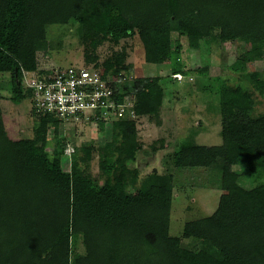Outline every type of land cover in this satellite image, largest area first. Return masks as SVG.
Returning <instances> with one entry per match:
<instances>
[{
  "label": "trees",
  "instance_id": "trees-1",
  "mask_svg": "<svg viewBox=\"0 0 264 264\" xmlns=\"http://www.w3.org/2000/svg\"><path fill=\"white\" fill-rule=\"evenodd\" d=\"M192 11L206 41L218 44L221 36L241 40L252 34L264 48V0H0V72L11 73L15 101L30 98L20 81L22 69L36 68L35 53L47 47L49 23H81L86 63L98 59L95 51L104 40L117 43L135 31L145 60L158 63L163 55H178V19ZM125 58L124 48L112 50L102 64L103 74L115 78L114 98L134 99L132 117L126 112L104 124L111 137L99 155L100 186L87 169L88 144L73 149L64 171L66 139H58L59 149L50 157L37 148L36 125L33 136L12 138L0 110V264H264V109L253 113L255 94L264 100V72L246 71L243 57L237 59V80L230 84L224 78L220 85L221 143L189 139L167 153L175 170L205 169L212 187H221V173L234 165L254 184L220 193L215 209L185 221L177 236L169 233L173 173L134 193L126 189V160L142 149L135 116L156 118L161 101L150 97L160 76L117 81L121 70L132 69ZM161 70L170 73L167 65ZM31 112L57 125L52 112L34 106ZM183 238L193 243L184 245ZM198 239H208L223 257L198 247ZM185 247L189 257H181Z\"/></svg>",
  "mask_w": 264,
  "mask_h": 264
},
{
  "label": "rangeland",
  "instance_id": "rangeland-1",
  "mask_svg": "<svg viewBox=\"0 0 264 264\" xmlns=\"http://www.w3.org/2000/svg\"><path fill=\"white\" fill-rule=\"evenodd\" d=\"M179 52L171 56L163 55L160 62L145 60L144 46L137 31L128 37H122L117 43L104 40L96 48L97 61L103 64L112 50L124 48L126 63H132L129 71L121 70L119 83L132 80L137 76H160L150 93L152 100H160L158 116L147 120L135 116L136 135L142 144L134 158L126 160V189L132 193L145 184L162 183L163 177L173 173L172 198L169 210V233L181 235L185 221L210 214L218 203L220 193L238 185L251 188L249 173L240 165L221 173V187H212L214 179L203 168L175 170L170 166L167 153L184 140L217 145L222 141L221 116L219 113L220 85L222 79L233 84L239 71L236 61L243 57L246 71L264 72V48H258L254 35L243 39L231 40L221 36L219 43L208 42L204 37V27L196 11L186 13L178 19ZM46 29V49L35 53L44 67L83 66L85 62V41L82 38L81 23H49ZM172 48L176 43L172 42ZM161 65L169 67V74H162ZM108 77L115 79L111 73ZM118 77V76H117ZM10 72H0V106L4 126L12 138L31 137L37 126L38 150L52 157L59 149L58 139H66L61 165L64 171L70 168L71 154L81 145L88 144L91 154L88 160V172L96 186L104 181L99 167V155L106 141L111 137L110 126L105 119H95L89 111L79 116L57 118L55 121H40L31 112L32 101L25 97L20 101L13 99L14 91ZM25 87L23 79L20 80ZM120 89L122 86L120 85ZM130 108L134 97L127 96ZM253 113L264 109V100L255 94ZM132 117V115H128ZM111 119V118H110ZM56 131V132H55ZM162 143V144H161ZM161 144V145H160ZM151 146H156L153 151ZM74 149V150H73ZM82 151H80L81 154ZM80 238L77 239L79 241ZM184 245H191L190 238L182 239ZM196 245L210 254L221 258L224 253L208 239L194 240ZM80 245V244H79ZM82 250V247H79ZM188 248H184L181 257H189Z\"/></svg>",
  "mask_w": 264,
  "mask_h": 264
},
{
  "label": "built area",
  "instance_id": "built-area-1",
  "mask_svg": "<svg viewBox=\"0 0 264 264\" xmlns=\"http://www.w3.org/2000/svg\"><path fill=\"white\" fill-rule=\"evenodd\" d=\"M36 68L22 69L25 87L30 89V99L36 110H47L57 118L79 116L85 111L95 119L111 121L120 119L127 112V97L115 99L111 78L103 74L100 61L84 63L83 66H40L35 55ZM111 118V119H110Z\"/></svg>",
  "mask_w": 264,
  "mask_h": 264
}]
</instances>
